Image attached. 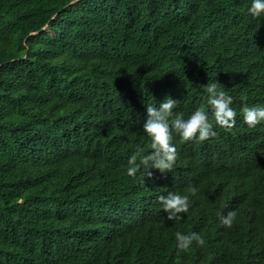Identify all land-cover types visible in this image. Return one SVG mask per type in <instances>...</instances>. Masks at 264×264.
I'll use <instances>...</instances> for the list:
<instances>
[{
  "label": "trees",
  "instance_id": "trees-1",
  "mask_svg": "<svg viewBox=\"0 0 264 264\" xmlns=\"http://www.w3.org/2000/svg\"><path fill=\"white\" fill-rule=\"evenodd\" d=\"M251 3L0 0V264H264V125L244 128L241 112L264 101ZM216 80L235 127L177 142L169 172L129 177L137 146L151 152L145 107L210 112L202 86ZM170 192L190 200L174 220L158 201ZM176 232L205 243L177 255Z\"/></svg>",
  "mask_w": 264,
  "mask_h": 264
},
{
  "label": "clouds",
  "instance_id": "clouds-1",
  "mask_svg": "<svg viewBox=\"0 0 264 264\" xmlns=\"http://www.w3.org/2000/svg\"><path fill=\"white\" fill-rule=\"evenodd\" d=\"M248 14L257 19L264 17V0H252L247 9ZM205 93V101L209 111L204 106L196 108L188 118H184L183 113H175L173 110L178 106L179 100L166 97L158 106H146L147 118L142 125V132L150 141L148 148L150 154L141 155L143 148L137 146L136 152L128 159L127 175L135 177L138 171L144 177L151 178L152 171L166 173L171 171L177 160V142H204L209 138L215 137L217 132L214 127L231 130L236 125L237 112L231 107L232 97L226 93L224 86L216 81L202 86ZM162 100L160 97H156ZM247 97L242 96L241 101H246ZM244 128H255L264 125V101L244 104L241 106ZM211 116V119H210ZM171 118V123L169 120ZM176 137V139H175ZM252 139L239 140L238 149L242 152L251 154ZM198 159L204 160L207 150L204 147H196ZM252 155V154H251ZM195 196L198 189L190 186L187 190ZM158 201L162 210L166 213V219L174 220L180 218L182 213H186L190 207L188 195L178 193H168L167 196L161 195ZM237 212L229 211L226 215L220 216V224L226 228H231L236 219ZM177 255L187 252L195 242L198 246H203V237L195 232L191 234L175 233Z\"/></svg>",
  "mask_w": 264,
  "mask_h": 264
}]
</instances>
